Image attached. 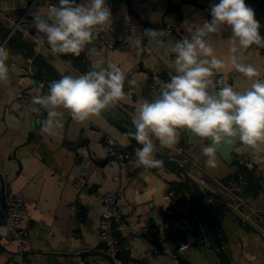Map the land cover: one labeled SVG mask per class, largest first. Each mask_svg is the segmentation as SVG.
<instances>
[{"label": "crops", "instance_id": "crops-1", "mask_svg": "<svg viewBox=\"0 0 264 264\" xmlns=\"http://www.w3.org/2000/svg\"><path fill=\"white\" fill-rule=\"evenodd\" d=\"M79 4L86 0H78ZM219 3L211 0L208 3ZM59 0H0V21L11 28L8 15L15 9H29L33 22L34 14L46 12L48 6L58 5ZM111 12L110 26L98 27L92 44L85 52L91 64L80 56H51L57 70L63 74L78 76L93 67H107L109 61L117 64L127 75L125 81L126 100L115 104V109L123 112L130 120L139 104L152 99L148 84L153 73L170 78L175 74V55L165 54V48L144 37L143 52L136 56L126 37L132 35L128 22L132 14L138 15L146 23V29L165 30L166 44H175L190 34L189 26L200 25L209 20L208 11L193 3V0H106ZM264 19V4L261 6ZM168 26L171 30H168ZM111 29L119 35V41L111 49L102 48L100 34ZM231 35L229 26L211 34L209 43L218 58L225 61L226 67L217 73L225 84L241 89L253 82L235 70L229 60L227 38ZM29 42L30 40L24 36ZM31 43V42H30ZM32 44V43H31ZM0 45L9 51L11 83L0 84V211L5 208L6 196L22 190L27 203L25 226L28 230L29 264H85L80 253L84 249H96L100 239L102 208L100 197L105 193L117 196L115 206V231L120 233V252L128 260L140 259L144 264H182L176 260H187L189 264H223L217 250L207 234L198 239L197 232L186 231L188 243L176 247L167 235L170 226L182 228L174 204L165 198V193L176 188L175 183L183 178L167 165L159 168L135 166V152L125 133L115 127L105 115L92 116L85 122H77L65 116L62 129L56 136L42 135L39 121L46 118V112L29 102L21 105L18 98L23 92L46 95L39 81L40 77L26 75L19 69L30 58L15 43L8 41L0 32ZM102 48V51L100 50ZM245 63L253 65L264 78V51L252 46L244 53ZM70 63V67H69ZM37 69L39 67L37 66ZM135 80V85L128 81ZM47 85L49 86L48 82ZM94 137V138H92ZM81 139H90L83 145L89 151L91 162L80 161L76 149ZM114 139L127 148L132 159L119 161L108 153V140ZM207 143L187 130H180L179 142L175 149H164L172 157L196 159L198 166L188 163L189 171L206 187L207 191L221 202L231 204L246 217L264 228V150H256L241 145L237 151L243 162L262 177L263 188L252 195L245 190L241 199L228 192L224 184L235 177L240 169L237 163L229 164L218 154L217 166H205L206 157L202 146ZM184 148L183 154L178 151ZM242 155V153H244ZM87 162V163H86ZM246 171V170H245ZM249 184V174L246 171ZM79 176L88 179V185L79 192L74 181ZM81 197L86 212L83 216L72 210L74 201ZM221 230L231 258L235 264H264V232L248 223L237 212L221 207ZM9 220V218H8ZM0 225V264L11 258H18V243L7 226ZM3 225V226H2ZM158 226L159 233H139L141 227ZM204 226V223H203ZM205 229V227H204ZM93 264H117L101 256L89 257ZM124 263V260H122Z\"/></svg>", "mask_w": 264, "mask_h": 264}, {"label": "clouds", "instance_id": "clouds-1", "mask_svg": "<svg viewBox=\"0 0 264 264\" xmlns=\"http://www.w3.org/2000/svg\"><path fill=\"white\" fill-rule=\"evenodd\" d=\"M211 20L189 26L190 34L169 45L163 37L165 30L146 29L143 34L126 37L131 52H143L144 37L174 54L175 74L169 80L157 78L159 91L145 99L132 119L129 135L140 147L136 149L135 166L159 168L163 161L157 157L162 149H175L180 130L207 141L202 146L205 166L215 168L222 145L236 151L241 145L264 150V78L253 65L245 63L244 53L253 45L264 48V37L254 11L245 0H219L210 6ZM111 12L106 0H59L46 12L33 16V26L41 44L45 42L54 55L80 56L93 43L98 27L110 26ZM229 26L227 38L229 60L236 71L252 80L241 89L215 79L226 67L218 58L209 37ZM10 38V37H9ZM9 51L0 45V84L11 83ZM70 67V63H69ZM126 73L117 64L93 67L78 75H62L50 81L46 95H35L31 102L46 112L39 121L42 135L56 136L65 116L85 122L99 116L116 103L126 100ZM128 83L135 85L136 81Z\"/></svg>", "mask_w": 264, "mask_h": 264}, {"label": "built area", "instance_id": "built-area-1", "mask_svg": "<svg viewBox=\"0 0 264 264\" xmlns=\"http://www.w3.org/2000/svg\"><path fill=\"white\" fill-rule=\"evenodd\" d=\"M196 1L197 6H204L208 4L211 0H194ZM8 21L11 24V29L20 34L26 36L35 49L42 53L43 51L48 52L51 56H59L54 55L50 47L45 42L44 44L39 43L38 36L39 33L36 32L35 27L33 26V22L30 18L29 9H15L10 12L8 15ZM128 28L130 33L132 34H143L146 30V23L140 18L138 15L132 14L130 16L128 22ZM168 30H171V27H167ZM260 31V30H259ZM261 34V32H260ZM262 36V34H261ZM263 37V36H262ZM119 41V35L111 30L105 29L101 32L99 42L102 48L111 49L115 47V45ZM254 47H257L253 45ZM264 51V48H259ZM19 69L22 73L36 77L38 74L37 65L35 62L30 59L29 62L25 65H20ZM157 78L161 80H169L170 78L163 77L158 73H153L149 80V90L151 94L155 97V95L159 91V86L156 83ZM215 79L222 80L224 79L221 76L216 75ZM39 85L42 89L48 93V85L46 81H39ZM33 95L30 92H23L19 95V102L21 105H26L31 102V98ZM108 153L109 155L119 161H127L132 159L131 152L117 142L114 139L108 140ZM178 151L183 154L184 148L179 147ZM187 163H190L193 166H198L199 163L196 159H184ZM248 164L247 162H245ZM248 183L247 175L245 170H239L238 174L235 177L230 178L225 184L224 188L236 195L238 198H242L240 193H242ZM75 187L79 192H83V190L88 185V179L85 176H79L74 181ZM165 198L171 201L175 209L178 213V221L180 225L187 232L193 234L199 230L203 226V221L200 218L194 200L189 196L188 193L178 190L177 188H171L165 193ZM100 207L102 208V215L100 220V239L107 246V254L115 259L116 255L120 251V239L116 235L115 231V217L117 215L115 206L117 203V196L114 193H105L100 197ZM5 208L7 211L8 218L10 220L9 227L12 228L13 237L18 243V258L9 259L6 264H29V260L27 258V253L29 251L28 246V230L25 226L26 213H27V203L25 199V194L22 190H18L12 192L6 196L5 199ZM72 210L75 214L83 216L86 212V207L84 206L81 197L79 196L72 205ZM243 212V211H242ZM264 220V212L262 216ZM160 228L156 226H147L141 227L139 229V233H159ZM264 232V228H263ZM176 260H179L176 256H174ZM117 264H123V261L120 259H116ZM127 264H144L140 259L133 258L128 261Z\"/></svg>", "mask_w": 264, "mask_h": 264}, {"label": "water", "instance_id": "water-1", "mask_svg": "<svg viewBox=\"0 0 264 264\" xmlns=\"http://www.w3.org/2000/svg\"><path fill=\"white\" fill-rule=\"evenodd\" d=\"M76 3L79 4V1L76 0ZM193 3L196 4V1L193 0ZM245 3L254 11L255 19L261 25V28L259 30L262 36L264 37V19L262 17L260 9L261 6L264 4V0H245ZM201 7L205 8L208 11L209 20H211L210 7L208 6V4ZM0 32L6 36L8 41L17 44L24 51V53L35 62V64L41 69L42 73L47 76L49 81L58 80L63 75L57 70V68L50 59H48L42 53L38 52L27 39H25L20 34L14 32L10 27L5 25L1 21ZM100 50L102 51L101 47ZM83 52L85 54V61L89 66L91 62L89 61L86 52ZM102 114L105 115L115 127L125 133L131 140L135 141L132 136L129 135L130 131L134 130L133 125L131 124V120L123 112L115 109V107L113 106L109 110L104 111ZM89 141L90 139H81L78 142L76 154L77 158L80 161L85 160V157V161L87 162H91L92 160L89 156V151L87 149L83 150L82 148L83 145L89 144ZM218 154L227 163L232 165L234 163H237L239 166H242L248 172L249 184L247 185V190L250 191L252 195L256 196V194H258L262 190V177L260 175H256V173L253 172V170L245 162L242 161V159L240 158V154L237 150L232 151V149L229 148L227 145H222ZM243 154H245V152L242 153V155ZM157 157L162 160L163 163L167 165L170 169L176 171L183 178V182L185 184L190 185L197 212L204 223L205 231L208 234L213 247L217 250L223 264H235L231 258L228 247L225 243V239L222 235L220 208L225 207L230 209L231 211L237 212L242 218H244L248 223L253 225L262 233L263 228L251 219L247 218L244 212H240L231 204L221 202L215 197H213L209 193V191H207L204 184L189 171L188 163L184 159L172 157L164 149L157 152ZM2 221L6 222L3 224L4 226H7V224L10 222V220H8L6 208L0 211V225ZM8 231L13 234L11 227H8ZM166 232L167 235L175 243L177 248L181 246V243H188V237L184 229L170 226L166 228ZM116 235L117 237H120V233L116 232ZM80 256L82 260L85 261V264H93L89 260V257L96 256H101L105 259H108L112 263H115L116 259L124 260L123 264H127L129 261L126 257L122 256V253L120 251L116 255L115 259L108 255L107 246L104 242L98 244L96 249H84L83 251H81ZM179 262H181L182 264H189L187 260L183 259H179Z\"/></svg>", "mask_w": 264, "mask_h": 264}, {"label": "trees", "instance_id": "trees-1", "mask_svg": "<svg viewBox=\"0 0 264 264\" xmlns=\"http://www.w3.org/2000/svg\"><path fill=\"white\" fill-rule=\"evenodd\" d=\"M37 77H40L41 79H45L46 78L48 84L50 83V81L48 80L47 76L42 73L40 68L38 69ZM133 146H139L140 147V145H138L135 141H133ZM240 169L241 170H245L242 166H240ZM175 187L178 190H181V191H184V192L188 193L189 196L192 198V200H194L193 199L192 189H191L189 184H185L184 182H179V183H175ZM203 234L207 236L206 231L204 229V226L199 228V230L197 231L196 235L198 236V239H199V237L203 238Z\"/></svg>", "mask_w": 264, "mask_h": 264}]
</instances>
